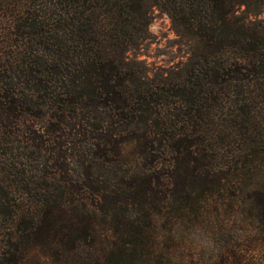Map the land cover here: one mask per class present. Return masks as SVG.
<instances>
[{"label":"trees","instance_id":"1","mask_svg":"<svg viewBox=\"0 0 264 264\" xmlns=\"http://www.w3.org/2000/svg\"><path fill=\"white\" fill-rule=\"evenodd\" d=\"M154 9L184 61L151 70ZM199 233L264 264V0H0V264H203Z\"/></svg>","mask_w":264,"mask_h":264},{"label":"rangeland","instance_id":"2","mask_svg":"<svg viewBox=\"0 0 264 264\" xmlns=\"http://www.w3.org/2000/svg\"><path fill=\"white\" fill-rule=\"evenodd\" d=\"M148 31L150 39L143 43L139 49L129 52V59L140 60L151 70L169 68L184 61V53L178 46L171 24L164 13L157 9L152 11ZM189 240L192 241L193 246L203 259V264H218L219 257H216L217 252L214 248L220 246L223 241L203 233H199ZM225 243L234 247V233L231 235V239ZM249 248L260 250L256 245H251Z\"/></svg>","mask_w":264,"mask_h":264}]
</instances>
